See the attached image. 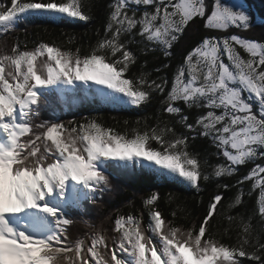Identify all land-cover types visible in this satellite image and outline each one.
Segmentation results:
<instances>
[{"label":"snow or ice","instance_id":"snow-or-ice-1","mask_svg":"<svg viewBox=\"0 0 264 264\" xmlns=\"http://www.w3.org/2000/svg\"><path fill=\"white\" fill-rule=\"evenodd\" d=\"M91 11L90 0H10L0 3V35L29 17L88 23ZM190 25L206 34L171 78L160 74L169 63L155 77L145 71L132 46L168 60ZM251 28L242 0H111L102 34L83 54L71 35L69 47L0 43V264H264V41L239 34ZM53 97L65 111L92 101L159 107L142 127L138 119L128 130L125 120L120 132L97 117L40 119ZM197 139L212 150L203 158L189 150ZM241 167L245 175L221 183ZM109 168L147 170L198 194L214 183L217 191L190 227L175 224V212L166 219L153 192L142 200L146 224L118 212L108 230L83 217V204L111 189ZM229 188L236 191L224 204ZM245 196H255L251 212L230 214ZM74 210L89 230L75 238ZM216 216L227 222L224 236L236 232L234 243L210 231Z\"/></svg>","mask_w":264,"mask_h":264},{"label":"trees","instance_id":"trees-1","mask_svg":"<svg viewBox=\"0 0 264 264\" xmlns=\"http://www.w3.org/2000/svg\"><path fill=\"white\" fill-rule=\"evenodd\" d=\"M231 1L232 3L236 2V0ZM110 2L111 0H90V3L92 4V20L88 23L78 21L76 23L63 22L60 24H54V22H49L45 19L42 20L38 18L30 20L31 22H20L15 26V30H20L16 32L11 31L4 37H1L0 35V43H3L6 40L7 45L10 47L13 43L19 40L22 45L27 42L28 46L32 47L35 41H47L50 43L55 42L56 44L62 45L64 47H69V45H67L66 43V40L67 36L71 35L76 38L78 44L83 46V54L84 52L88 51V45L96 41V30L100 29V32L102 34L107 14V6ZM0 3L8 4L10 3V0H0ZM242 3L245 6V9L249 16L252 18V28L250 31L240 32L239 34L246 38L264 41V0H242ZM25 25L30 26L29 28H24ZM235 31L236 30H233V33H235ZM205 34V31L198 25H190L185 30V33L180 38L179 42L172 48V55L168 60H165L158 52L148 55H141L139 49L135 45L132 46V51L136 53L140 62H143L145 60L147 61V66L144 70L152 72L153 77L156 76V73L153 71L155 68L162 66L164 63H169L171 67L169 69L162 70L160 74L166 75L170 79L177 65L182 62L184 55H186V53L193 46H195ZM8 41L11 42V45H9ZM71 47L75 48L76 45H72ZM139 71L140 67L138 63L132 68L131 72L137 73ZM77 107L81 106L78 105ZM158 107L159 105L157 104V102L153 100L151 105L131 111L125 109L117 112L104 111L95 114L82 113L77 114L72 118H64L66 119V121L71 119L79 121L85 116L97 117L103 125L111 127L117 131L124 132L126 130V126L124 124L125 120L129 122L127 125L128 130H130L133 126H136L135 122L138 119L141 120L142 127L145 118L154 117ZM53 112H55L53 109L51 111H48L40 119H54ZM188 115L192 117L195 115V112L193 111L191 113H188ZM154 122V119L147 120V123L149 125L153 124ZM177 131H181L179 126H177ZM189 150L194 153H200L202 158L205 155L206 150L212 151L208 148L207 141L203 139L190 141ZM210 160L211 162L215 163L214 158L210 157ZM248 167H251V165H249ZM247 170V167H241L238 171L237 177H233L229 180H223L221 181V183H227L231 185L235 183V180L239 176L245 175ZM135 172L143 174L145 175V177L139 176L140 179H138L135 183L130 184L135 180V177H133L131 181H128V185L130 184L129 187H124L123 185H121V188H118V191L116 190L115 194L112 195V198L107 200L100 199L95 204H93V207L97 208L95 209V213L97 212V219L102 221L104 228L105 226H107L109 227L108 230L111 229L114 218L118 212L123 214H140L142 215V217L144 215L145 218H148L147 212L143 210L142 200L153 192H156L159 196V207L163 212L164 217L166 219L172 220L173 217L171 213L175 212L176 217L174 219V223L187 228L190 227L193 222L199 221V219L202 217V214L206 210V206L209 203L210 196L215 191H217L214 183L204 184V190L199 194L194 190H189L187 192L185 190L178 189L170 184L163 187H158L153 178L146 177L150 174L149 171L136 169ZM248 187V184L244 185L245 190H247ZM235 191V189L229 188L228 191H224L222 193V195L224 196V204H227L229 198L234 196ZM254 200L255 196H253L252 198L245 196L243 206L235 209L230 214L236 215L237 213H242L246 217L247 214L251 212L254 206ZM101 204H104L103 209L99 207V205ZM110 217L111 219H109ZM147 218L144 219L143 217L145 224L148 221ZM253 225L257 228L259 227L255 219L253 220ZM227 226V222L222 221L220 216H216L212 221V227L210 228V231H218L220 235H218L217 238L222 239L223 243L231 244L235 241L236 232H231L232 239L224 236L223 229ZM69 232L73 236V238H75L77 235L82 236V232L77 230V228H75L74 226L70 228ZM245 264H250V262L245 261Z\"/></svg>","mask_w":264,"mask_h":264},{"label":"rangeland","instance_id":"rangeland-1","mask_svg":"<svg viewBox=\"0 0 264 264\" xmlns=\"http://www.w3.org/2000/svg\"><path fill=\"white\" fill-rule=\"evenodd\" d=\"M223 2L232 4V1L231 0H223ZM259 22H260V20H259ZM24 28H29V26H24ZM18 30H20V29L14 30L13 32H16ZM4 36H6V34L5 35H1V37H4ZM5 39H7V38H5ZM9 45H11V42H9ZM132 178L133 177H130L128 181H131ZM138 179H140V178H139V176L136 175L135 176V180L132 181L130 184L135 183ZM128 181H127V184L126 185H123L124 187L125 186L129 187L130 184L128 185ZM118 188H121V186H118L117 184H115V181H111V189L110 190H107L105 192H112L113 194H115L116 190L118 191ZM112 197L113 196H110V197H108V199H110ZM101 199L107 200V198H105V196H103V195H102V198ZM87 205L88 206H84L83 207V213H86L87 216H83V217L86 218V219H88L92 224H94L96 226L103 225L102 221H100L99 219H97V212L95 213V209H97V208L93 207V204L92 203H88ZM103 206H104V204L99 205V207L102 208V209H103ZM92 208H93V210H92ZM125 214H128V213H125ZM70 215H71V218H73L74 220L77 221V223H75L74 225L70 226V228H72L74 226L75 228H77V230H79L80 232H82V235H84L85 232L89 231L88 229H86L83 226V224H81L79 222L80 219H81V213L79 211L74 210V211H72L70 213ZM143 217H144V219L147 218V217L145 218L144 215H143ZM147 220H148V218H147ZM108 228L109 227L105 226V229H108Z\"/></svg>","mask_w":264,"mask_h":264},{"label":"bare ground","instance_id":"bare-ground-1","mask_svg":"<svg viewBox=\"0 0 264 264\" xmlns=\"http://www.w3.org/2000/svg\"><path fill=\"white\" fill-rule=\"evenodd\" d=\"M54 110V109H53ZM75 114H77V113H75ZM80 114H82V113H80ZM63 116L64 117H73V116H75L70 110L69 111H65L64 113H63Z\"/></svg>","mask_w":264,"mask_h":264}]
</instances>
